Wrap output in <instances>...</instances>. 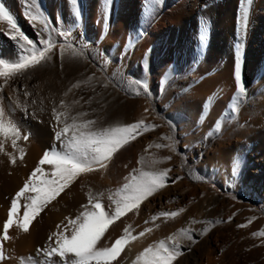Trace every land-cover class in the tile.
I'll return each instance as SVG.
<instances>
[{
	"label": "rangeland",
	"instance_id": "rangeland-1",
	"mask_svg": "<svg viewBox=\"0 0 264 264\" xmlns=\"http://www.w3.org/2000/svg\"><path fill=\"white\" fill-rule=\"evenodd\" d=\"M256 2L245 7L239 0H0L38 47L49 35L57 45L47 62L7 81L0 77L3 105L29 139L41 132L40 139L46 144L43 154L53 148L61 150L52 116L53 106L58 107L61 100L71 106L70 116L88 112L90 115L82 119L97 120L98 127L143 121L149 129L117 151L106 170L94 171L98 176L90 187L91 194L103 193L105 198L103 183L114 192L115 183L118 187L133 169L171 171L165 187L109 228L123 225V233L130 225L131 235L138 237L135 240L177 228L190 230L192 240L181 234L177 237L185 256L179 255L175 261L183 264L191 258L205 260L211 252L224 264H264V237L259 235L264 232V162H255L246 172L251 193L239 190L232 181L226 186L215 180L204 157L208 130L202 131L200 122L185 128L189 122L183 117L185 107L194 100L195 82L208 76L198 74L203 67L223 61L235 69L255 58V51L264 59V0ZM37 9L49 18L48 31L26 15ZM10 31L7 23L0 21V61L4 63L16 62L21 52ZM62 31L71 34L65 38ZM62 43L73 45L81 55L74 57L66 48L61 60ZM170 64L180 69L160 91L159 73ZM217 72L216 68L211 75ZM88 77H93L88 85L64 95ZM135 82L147 84L148 92ZM248 94L250 107L264 106V78H259ZM75 100L80 103L73 104ZM250 130L260 133V128ZM247 133L239 125L227 127L215 135L214 142L224 145L225 138L235 142ZM153 159L161 162L153 165ZM39 179L37 174V182ZM110 193L106 200L101 197L105 209L111 203ZM185 208L189 213L181 211ZM161 212L179 214L153 221ZM147 228L152 231L139 237Z\"/></svg>",
	"mask_w": 264,
	"mask_h": 264
},
{
	"label": "snow or ice",
	"instance_id": "snow-or-ice-1",
	"mask_svg": "<svg viewBox=\"0 0 264 264\" xmlns=\"http://www.w3.org/2000/svg\"><path fill=\"white\" fill-rule=\"evenodd\" d=\"M73 3H75V0H73ZM26 15L30 21L43 25L44 30L48 31L49 18L39 9L35 12H26ZM76 15H79L78 9ZM0 21L7 23L11 30L9 33L10 38L16 41L21 49L16 62L4 63L0 61V77H3L5 81L52 58L53 50L57 45L52 42L51 35L48 39L41 40V46L38 47L21 31L14 18L2 5H0ZM70 34L66 31L60 33L65 38ZM201 39L202 41L206 39V29L202 33ZM66 48L71 49L74 57L81 55L73 45L62 43L59 45L61 60L64 59ZM92 79L93 77H88L85 81H78L64 95L67 96L73 89L88 85ZM235 81L238 96L245 95L246 89L239 66L235 70ZM133 83V81H129V84ZM135 83L140 84V82ZM140 87L145 93L148 92L147 84H140ZM2 91L3 85H0V93ZM136 94L139 95V92ZM27 95L29 93L25 92V96ZM3 99V96L0 95V153H4V144L11 141L12 148L19 152V158L22 161L25 149L19 147L17 142L19 140L27 141L29 135L22 132L18 123L12 118V114L6 111ZM79 103V100L73 101V104ZM88 103H91V100ZM17 104L19 106V101H17ZM24 110L26 111V106H24ZM70 110L71 106L65 100H61L58 107L53 106L52 116L57 125L55 139L60 142L61 150L53 148L45 151L43 157L39 160V165L47 164L51 167L50 174H47L49 178H44L46 173L40 166H37L24 186L16 193L15 198L12 199L7 220L3 223V232L0 235V264H5L7 260L12 259L6 253L3 243L12 239L9 236L11 227L14 226L20 232L27 233L33 220L64 189L68 188L83 174L102 169L106 170L117 151L150 127L144 124L143 121L128 125L115 124L98 127L97 120L82 119L89 116L90 113L80 112L78 115L70 116ZM167 139L171 140L170 137ZM156 147L160 148L163 145H156ZM168 147L171 148L172 145L169 144ZM5 154L9 155L10 162L13 165L17 163L16 155ZM165 159H170V157ZM160 162V160L153 159L151 163L155 165ZM139 163L143 165V157H141ZM170 171L171 169L144 170L143 167L133 169V172L124 178L126 182L123 186L117 189L114 194L109 195L108 199L111 203L107 209L101 203L103 193L93 195L89 192L88 205L84 206L85 211L75 219L68 218V224L64 226L63 231L54 233L52 237H49V245L46 248L37 250L38 253H43L47 258L43 264H57L56 261L52 260L54 256L60 257L63 264H69L68 260L65 259L69 256L72 257L70 264H113L120 256L126 243L138 237L131 235V226L129 225L124 228L122 235L111 246L98 247L99 241L110 225L129 212L138 211L143 201L165 187ZM236 171H238V164L234 167V174ZM37 174L40 177L39 182H37ZM27 193L33 194L27 196L29 202L23 205L24 212L23 216L20 217L18 215L19 202ZM178 214V212H161L157 216H153L152 220L155 221L160 217L165 219L175 218ZM57 227L60 228L59 225ZM151 231V228H147L139 233V237H143L145 232ZM180 233L188 240H192L190 230L181 229ZM259 235L264 237V232ZM53 237H55L54 240ZM168 241L172 242L171 247L164 240H161L158 244L145 248L137 257L138 264H173L176 257L182 255V252L176 236L168 237Z\"/></svg>",
	"mask_w": 264,
	"mask_h": 264
},
{
	"label": "bare ground",
	"instance_id": "bare-ground-1",
	"mask_svg": "<svg viewBox=\"0 0 264 264\" xmlns=\"http://www.w3.org/2000/svg\"><path fill=\"white\" fill-rule=\"evenodd\" d=\"M198 1L199 0H196V2ZM256 1L263 2V0H239L240 4L245 7ZM255 53V58H249L243 65L239 64L242 81L246 89L245 95L238 96V89L235 81L236 68L232 69L226 67V62L224 63L223 61L210 64L209 66L203 67L201 72L198 73L208 76L201 82L200 80H198L199 82H195V90L193 92L194 100L187 104L183 114L184 119L189 122L185 128L200 122L202 131L208 130V133H206L208 147L205 149L204 157L212 171V177L224 183L226 186L232 181L239 190H243L245 193L252 192V188L245 180L247 170L255 162H264V106L259 104L254 108L250 107L251 98L248 94L252 85L258 83L259 78H264V59L260 57L256 51ZM216 68L218 69L217 74L211 75ZM179 69V67L172 64L166 69L163 67V70L159 73L160 91L165 84L169 83L178 74ZM217 125H219V127H217ZM238 125L241 126L245 132H248L245 135L246 139L244 138L234 142L225 138L226 142L224 145L214 142L215 135L217 136L223 129L227 127L234 128ZM40 128L41 127H39V129ZM251 128L253 130L260 128V133L258 135L254 134V132L250 130ZM40 134L39 136L35 134L33 136L31 134L32 136L29 140H19L17 142L19 147L25 149V155L22 161L19 158V152L12 148L11 141L4 144V153H0V235H2L3 223L7 220L12 199L15 198L16 193L24 186L26 180H28V176L35 170L39 160L43 157L42 152L46 144L43 138L40 139ZM5 153L16 155L17 163L13 165L10 162L9 155ZM237 164L238 171L234 174V167H236ZM42 169L46 173L44 178H47V174L51 172V167L46 164L42 165ZM97 176L96 172L93 171L84 174L83 178H77L33 220L27 233L20 232L14 226L11 227L9 229V236L12 237V239L3 243L6 253L11 256L12 259L7 260L5 264H34V262L35 264H43L47 258L43 253H38L37 250L46 248L50 243L49 237H52L53 234L58 231H63L64 226L68 224V218L75 219L80 213L85 211L84 206L88 205L90 187L93 186L92 184L95 182ZM262 180L261 178L259 182ZM124 183L125 181L122 180L118 187L115 183L114 186L116 190L121 188ZM103 187L105 188V198H103L106 200V194L110 192V194H112L113 189L111 188L112 190H109L108 188L110 187H105L104 183L102 188ZM115 192L116 191H114L113 194ZM28 195H32V193L25 194V197H22L19 202L18 215L20 217L23 216V205L29 202L27 200ZM182 212L189 213V208L183 209ZM58 225L60 228L57 227ZM117 226H114V228L110 227L106 230L104 236L98 243V247L111 246V244L122 235L121 227L123 225H119L121 227ZM177 229L164 233L158 232L133 242L130 240L131 243L128 246L126 245V248L124 247L116 264H138L137 257L140 253L150 245L158 244L161 240H164L167 245L171 247L172 243L168 241V237L176 236L177 238L180 236L181 233L177 231ZM54 239L55 237H53V240ZM180 240L177 241L180 242ZM183 255L184 253H182V256ZM217 258L211 252L205 260L202 258H195V260H193V258H191L192 260H187L188 262L185 264H224L222 258H220L222 263H220V260L218 261ZM52 259L59 264L62 260L60 257L56 256ZM65 259L70 263L72 257L69 256ZM173 264L183 263L174 260ZM232 264L238 263L234 262Z\"/></svg>",
	"mask_w": 264,
	"mask_h": 264
}]
</instances>
